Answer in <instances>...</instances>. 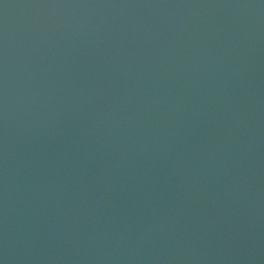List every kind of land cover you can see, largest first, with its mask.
Segmentation results:
<instances>
[{"label":"water","instance_id":"water-1","mask_svg":"<svg viewBox=\"0 0 264 264\" xmlns=\"http://www.w3.org/2000/svg\"><path fill=\"white\" fill-rule=\"evenodd\" d=\"M0 264H264V0H0Z\"/></svg>","mask_w":264,"mask_h":264}]
</instances>
